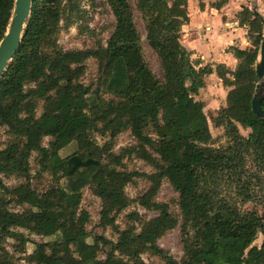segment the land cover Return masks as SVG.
<instances>
[{
    "label": "trees",
    "instance_id": "16d2710c",
    "mask_svg": "<svg viewBox=\"0 0 264 264\" xmlns=\"http://www.w3.org/2000/svg\"><path fill=\"white\" fill-rule=\"evenodd\" d=\"M63 1L32 0L19 48L0 77V125L14 137L0 149V218H8L0 227V264H13L4 240L25 239L23 232L14 229L56 237L35 243V264H146L141 257L145 252L160 256L165 264H264V197L258 202L261 212L240 206L257 201L254 188L260 182H254V173L264 175V119L251 109L258 82V44L228 48L237 59L234 70L223 64L214 70L210 65L198 66L179 44L181 27L188 20L180 7L187 0H134L148 45L159 60L160 78L144 59L129 0H106L115 25L105 45L75 50L61 49L55 39ZM222 2L226 0L214 5L220 7ZM13 5L14 0H0V41ZM239 18L247 35L260 41V15L246 6ZM90 58L98 65L95 89L92 83L81 82ZM214 71L228 88L225 104L211 119L215 127L224 128L227 139L216 147L204 103L196 99ZM101 90L114 97L104 99ZM40 100L42 112L37 116ZM142 105L146 111L131 117ZM261 105L264 108V99ZM240 128L249 133L242 135ZM93 130L107 134L109 141L129 130L137 143L114 154L90 140ZM45 137L50 138L47 146ZM66 150L71 151L62 156ZM33 152L54 181L44 192L29 183ZM131 155L154 172L125 170L122 161ZM11 174L26 182L7 187L3 176ZM135 177L150 182L137 202L156 215L140 221L130 213L129 218L140 221L139 231L134 224L121 230L116 217L130 203L125 186ZM62 178L69 189L60 185ZM164 179L178 195L180 218L168 203L155 200ZM86 185L100 199V226L116 231V243L104 236L91 237L78 222ZM14 201L27 207L10 211ZM178 225L183 248L179 261L157 244ZM258 232L263 237L260 246L253 245ZM109 244L111 250L100 258L101 248Z\"/></svg>",
    "mask_w": 264,
    "mask_h": 264
},
{
    "label": "rangeland",
    "instance_id": "374dc122",
    "mask_svg": "<svg viewBox=\"0 0 264 264\" xmlns=\"http://www.w3.org/2000/svg\"><path fill=\"white\" fill-rule=\"evenodd\" d=\"M133 12L134 19L137 25L138 31L141 35V44L144 59L148 64L149 68L157 77H162L161 68L159 65V60L156 54L151 50L146 40V33L143 25V21L140 19L139 14L135 9L134 0H129ZM228 6L223 12H229L231 10L232 14L239 10L240 7H248L250 10L256 7L257 12L264 18V1L263 0H227ZM62 12L60 21L57 27V32L55 34V39L57 45L63 50H75V49H93L97 44L101 43L105 45L107 40L114 29L115 18L106 0H64L62 5ZM225 7V6H224ZM182 10L183 7H180ZM207 29V27H206ZM223 28L220 31H225ZM263 31V30H262ZM238 34L243 37V31L238 30ZM263 37V34H262ZM245 39V38H244ZM249 44L256 46L258 44V49L261 44V40L257 37L250 39H245ZM217 42V41H216ZM218 44H228L225 38L223 41H218ZM85 73L81 78L83 84H93V88H96L97 79L99 76L97 61L94 58L87 59L85 61ZM227 87L224 86L216 75H209L205 79V86L199 91L196 99H203L204 102V112L206 113L210 132L214 138L213 146L225 145L226 138L224 136L223 127H215L211 121L212 117L216 114L217 107H221L225 104V95L227 93ZM100 96L108 100L113 98V94L100 91ZM43 101H39L37 104L36 115L39 116L42 112ZM146 111L144 105L140 106L137 110L133 111L130 115L131 117H136L139 114ZM100 126V125H99ZM242 135L246 136L249 133L248 129L240 128ZM152 137H155L151 134ZM13 135L9 133L5 126L0 125V149H3L12 139ZM50 138L45 137L43 139V145L47 146ZM90 140H92L97 146L101 148H109L110 152L114 154H119L123 149L130 146L136 145V140L131 135L129 130L122 131L113 141H109L107 134H102L101 130H93L90 132ZM71 150H66L62 152V156L69 153ZM29 183L38 192H44L50 186H53L54 181L52 180L50 174L40 168L39 156L36 152H33L29 159ZM122 167L127 171H137L140 173H152L153 168L147 164L142 159L136 157L135 155L126 156L122 161ZM88 174V172H85ZM262 178V181H261ZM260 182L254 188V194L257 198L256 202H247L240 205L242 209L249 210L254 207L261 212L262 205L260 202L261 198L264 197V175L259 171L254 173V182ZM3 182L7 187H14L18 184L25 183L26 179L17 174L4 175ZM60 185L69 189V184L66 179L62 178L60 180ZM150 187V182L144 177H135L133 181L125 186V193L130 200L127 208L122 210L116 217V226L119 229H125L128 225L134 224L137 226V231H139V222L151 219L156 215V212L152 210L144 209L139 205L137 199L144 194ZM177 193L172 189L170 184L164 179L161 181L159 190L155 197L158 202H166L169 204L170 211L180 218L179 210L176 205ZM18 196H14L17 198ZM26 205L20 206L17 203L11 202L9 205L10 211H21ZM100 209L101 202L100 199L92 194L91 189L88 185L82 188V198L77 212L78 222L83 225L89 232L91 237L104 236L107 240L112 243H116L118 239V234L111 227L103 228L100 226ZM134 213L139 218L140 221H134L129 218V214ZM8 221L7 216H2L0 218V227L5 225ZM180 225L176 228L166 232L161 238L158 239L157 244L166 252H168L174 259L180 260L183 256V248L181 244V233ZM15 232H23L25 239L9 238L7 237L3 242V247L7 250L11 256V261L13 264H35L33 262V251L35 249V243L42 241H52L56 237H42L30 233L24 229H14ZM262 234L258 232L257 238L253 242V245L260 246L262 242ZM88 241H91L89 238ZM111 250V244L105 245L101 248L99 252V257L103 258L105 253ZM143 261L146 264H165L164 260L158 256L153 255L150 252H145L141 254Z\"/></svg>",
    "mask_w": 264,
    "mask_h": 264
},
{
    "label": "crops",
    "instance_id": "0c3cea01",
    "mask_svg": "<svg viewBox=\"0 0 264 264\" xmlns=\"http://www.w3.org/2000/svg\"><path fill=\"white\" fill-rule=\"evenodd\" d=\"M221 1L187 0L183 10L186 11L188 20L181 27L179 44L183 51L190 53L191 59L198 66L210 65L214 70L217 64H223L226 68L234 70L237 65V59L228 48L235 46L245 49L253 45L245 40L250 39L247 35V27L239 23V12L242 7L233 14L231 10L225 13L223 10L228 6L227 0L225 3L222 2L223 4L220 7L214 5ZM223 28L226 30L220 31ZM239 29L243 31L245 39L238 34ZM224 38L228 44L217 43L218 41H223ZM213 74L216 75L215 71L210 75ZM217 78L219 77L217 76ZM219 80L221 81L220 78ZM200 100L203 102V99ZM218 109L219 107L215 110Z\"/></svg>",
    "mask_w": 264,
    "mask_h": 264
},
{
    "label": "water",
    "instance_id": "95a60500",
    "mask_svg": "<svg viewBox=\"0 0 264 264\" xmlns=\"http://www.w3.org/2000/svg\"><path fill=\"white\" fill-rule=\"evenodd\" d=\"M252 1L256 0H251V2ZM31 9L32 0H14L6 33L0 41V77L14 58L19 48L26 23L30 17ZM251 11L259 14L256 7H253ZM260 17L263 25V37L255 64L258 82L256 83L251 100V109L258 117L264 119V108H262L261 105L262 100L264 99V18H262L261 15Z\"/></svg>",
    "mask_w": 264,
    "mask_h": 264
}]
</instances>
